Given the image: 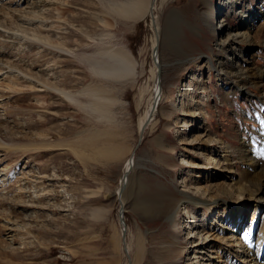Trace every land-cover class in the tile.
<instances>
[{
	"label": "rangeland",
	"instance_id": "374dc122",
	"mask_svg": "<svg viewBox=\"0 0 264 264\" xmlns=\"http://www.w3.org/2000/svg\"><path fill=\"white\" fill-rule=\"evenodd\" d=\"M27 1L0 0V264H133L138 242L141 264H253L247 244L253 260L264 263V204L248 194L237 200L233 187L253 193L249 153L264 140V77L258 78L264 76V0H170L155 13L160 69L148 19L123 24L108 17L114 25L108 30L104 11L93 5L98 0H39L31 9ZM65 1L72 4L67 8ZM99 1L108 9L114 0ZM109 34L111 44L126 49L138 65L135 82L122 84L121 112L115 111L116 125L136 150L125 187L128 158L85 176L94 166L84 169L65 151L42 157L8 151L72 137L76 147L77 134L94 120L59 91L42 90L23 75L39 82L65 77L77 97L78 89L96 81L83 56L106 47ZM210 61L229 75L224 83ZM231 65L242 76L234 82ZM152 72L159 74L162 95L140 142L137 125L154 89ZM185 123L191 126L183 129ZM244 130H251V138ZM212 187L226 198L208 201ZM180 193L203 195L213 204L182 203L171 221ZM239 222L238 243L233 234Z\"/></svg>",
	"mask_w": 264,
	"mask_h": 264
},
{
	"label": "bare ground",
	"instance_id": "6f19581e",
	"mask_svg": "<svg viewBox=\"0 0 264 264\" xmlns=\"http://www.w3.org/2000/svg\"><path fill=\"white\" fill-rule=\"evenodd\" d=\"M33 1L34 0H31L32 3L30 2V0L26 2V4L29 6L30 9L32 8V6H36L35 4L43 2V1L37 0L38 2L34 3ZM84 1H87L88 4L92 5L91 0H84ZM169 1L170 0H114V1H111L112 3L110 2L111 7L108 9L103 4V2L99 0L96 2L93 1V5H96V10H98V8L100 7L102 11H104L102 13L103 16L101 18L102 19L101 21H103L102 25L104 29L109 30L113 28L114 25L111 24V22H113L110 20L111 18H114L118 20V22H121L123 24H129V23L131 24V23H136L140 21H145L148 19L149 26L152 32L154 33L150 41L152 54H153V58L155 55L157 56V62L155 61V63L160 69V65L158 63L159 44H160V27L158 23V18L155 15V13L159 11L160 9H162ZM66 3L72 4V3L65 1V6L67 8H68V5ZM73 4L79 5V3L77 4L75 0ZM66 7H65V11L67 10ZM212 30L215 31L214 28H212ZM236 36L237 35H235L234 38ZM107 37H108V41L105 43L106 47H102L101 50L96 51V53L94 54L83 56L84 60L89 63L88 64L90 66L89 72L91 76L96 81L89 82L84 87H81L80 89H78L76 92L78 94L77 97L71 94L73 91H69L73 89L72 87H69V86L65 87V84H64L66 82L65 77L62 82H58L56 80L55 82H49V80L51 81L52 79H49V80L47 79L46 82H39L35 80L36 78L33 79L29 76L23 75L26 78L28 77L29 80L36 81L35 83L37 84V87L40 89L43 88L42 90L48 91V89H52V90H55L56 92L59 91L60 94L59 93L58 94L64 97L65 101L69 105L74 106L79 111H83L89 118L92 119V121L94 120V124L92 125L90 124L91 126L87 127L86 129L81 131V133L77 134V138H79V140L75 142L76 147H73L71 144L74 141V140L73 141L70 140V139H73L72 137L67 140H63V141L61 140L60 142H55L56 140L55 141L54 140L45 141L41 139L40 142L38 143L34 142L35 144H33L32 146L27 145V144L20 145L16 148H13V149L11 148L12 150L9 147L8 151L10 152L13 151L14 153L22 152L26 156L27 155L31 156L32 154L35 155L36 153V155H40L41 157L43 155L42 153H50L54 151H58V152L65 151L64 152L65 154L68 153L72 155L73 157H75L79 162L78 164H80L84 169H87L85 168L87 166H94L93 168L88 169L85 176L89 174V171L91 169L96 170L95 168L98 165L106 166L108 164H112V165L118 164V163H121L125 158H128V163L124 169L123 179H122V185L125 187V184L127 183L128 178L134 168V162H135L134 156H135L136 150L135 148L133 149L132 147L128 146V140H129L128 132L125 130L119 129L118 126L116 125L115 111L116 110L120 111L121 106H122L121 101L119 100L120 98L119 93L122 92L121 90L124 88L122 84H125V85L131 84V83L133 84L135 82L136 70H137L138 65L135 62V59L133 58L134 56L131 53H129L126 49L117 47L111 44L112 37L110 36V34L107 35ZM235 39L231 41L233 43L232 45L235 44L236 42ZM37 41L44 43L43 39H37ZM234 48L235 46L233 47V49ZM208 65H210L213 71L218 72L217 74L218 76L220 75L224 76V77H221V80H222L221 82L223 83L225 82L224 78L228 79V76H229L228 74L226 76L222 73V71H218V68H221L220 70L225 71L222 65H219V64L215 65L211 61L209 62ZM230 67H231V72L229 71L230 76H233L232 82L235 81L234 79H236L237 76H240V78L242 77L239 73V70L234 69L232 65ZM63 75L65 76L68 74L66 72ZM158 75H159L158 73L152 72V80L154 82V89L151 94V97L149 98L148 106H146L147 108L142 118L139 119L138 121L137 133H138L140 142L143 139L145 130L148 128V126H150L153 120V116L155 115V113L157 112L159 108V102H160V97L162 95L161 93L162 91H161V87L159 84L160 81H159ZM262 77L264 76L260 75L258 78L260 79ZM28 84H33V83L29 81ZM109 84H118V85L121 84L122 86L120 89H116L114 87H110ZM76 85H79V83H76ZM31 87H33V85ZM187 92H190V90ZM45 121L44 123L46 124ZM187 125L189 124L185 123L184 127L182 128L185 129L191 126V125L190 126H187ZM51 130L53 129L51 128ZM34 139H37V138H34ZM210 142H212V140ZM220 144L222 143L220 142ZM1 147L3 146L0 144V148ZM222 149H226V147H222ZM249 155L250 156L248 160L250 161L249 163H251V174H250L249 184H250L251 189H253L252 191L253 193L251 192L248 193L245 188L240 187L239 185H236V187L233 186L234 194L237 196V200L239 199V197H242L244 194H248L249 197L259 200V202L264 204V140H262L260 144L258 143L255 146V149L252 152H250ZM224 161L226 162V165H228L229 161L227 157L225 158ZM41 169L45 170L46 167L42 166ZM53 177L56 178L55 172L52 173V178ZM41 178L42 177L40 176V179ZM213 191H214L213 187L208 189V192H209L208 201L214 200L216 197H219V196L223 198L225 197V196H222L223 193L215 194V191L214 192ZM61 194H62L61 196L64 195V201L66 203H68L67 199L71 200L70 199L71 197L69 196V194L64 188L61 191ZM122 194L123 193H121L120 195V199H121V205L123 206L124 203L122 201V196H123ZM193 194L191 195V194H186V193H180V200L177 203L176 209L175 211H172L171 216L169 217L171 221H175L174 213L176 212L178 213L179 208L182 203H189L190 205H193V206L202 205V204L207 205L208 202L205 201V199H203L202 197L203 195L196 196ZM92 195L95 196L97 195V193H92ZM218 199L214 200L213 203H216ZM213 203L210 202L208 204L212 205ZM58 207L60 208L61 205H58ZM192 219H195V216H193ZM200 221L201 220L197 221L198 223L196 224L195 229L200 226L199 225ZM202 222L204 223V220ZM120 223H121L122 228L126 227L125 223H123L122 214L120 215ZM126 230L127 229L123 231L122 229L120 240L122 241L123 250L126 253H128L129 247L127 243L126 244L124 243ZM240 231H241V224L239 222L238 227L237 229L234 230L235 233L233 234V239L237 240L238 243L240 239L239 238L237 239L236 234ZM140 244L141 243L138 242L136 246L137 253L135 256L137 260H135L133 264H141L140 262L141 259L139 260L140 258L139 254L143 251V249ZM246 246H247L246 247L247 251H249L250 253L249 256L247 255L246 257L251 259V261H253V264H264L256 259L254 261L253 260L254 255H253V252L251 251L252 249L251 245L247 244Z\"/></svg>",
	"mask_w": 264,
	"mask_h": 264
},
{
	"label": "crops",
	"instance_id": "0c3cea01",
	"mask_svg": "<svg viewBox=\"0 0 264 264\" xmlns=\"http://www.w3.org/2000/svg\"><path fill=\"white\" fill-rule=\"evenodd\" d=\"M204 3H207V2H204ZM204 3H203V4H204ZM201 5H202V4H201ZM202 6H203V5H202ZM202 6H201V7H202Z\"/></svg>",
	"mask_w": 264,
	"mask_h": 264
},
{
	"label": "water",
	"instance_id": "95a60500",
	"mask_svg": "<svg viewBox=\"0 0 264 264\" xmlns=\"http://www.w3.org/2000/svg\"><path fill=\"white\" fill-rule=\"evenodd\" d=\"M140 143V142H139Z\"/></svg>",
	"mask_w": 264,
	"mask_h": 264
}]
</instances>
